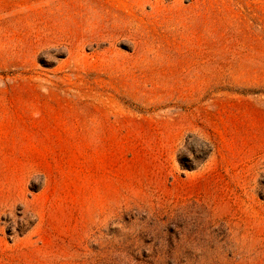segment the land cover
Returning <instances> with one entry per match:
<instances>
[{
	"label": "rangeland",
	"instance_id": "1",
	"mask_svg": "<svg viewBox=\"0 0 264 264\" xmlns=\"http://www.w3.org/2000/svg\"><path fill=\"white\" fill-rule=\"evenodd\" d=\"M0 264H264V0H0Z\"/></svg>",
	"mask_w": 264,
	"mask_h": 264
},
{
	"label": "trees",
	"instance_id": "2",
	"mask_svg": "<svg viewBox=\"0 0 264 264\" xmlns=\"http://www.w3.org/2000/svg\"><path fill=\"white\" fill-rule=\"evenodd\" d=\"M209 151H210V149H207V150H206V152H205L204 155H203V158H205V157L209 154ZM179 161H180V163H181V166H183V164H182V160L179 159Z\"/></svg>",
	"mask_w": 264,
	"mask_h": 264
}]
</instances>
